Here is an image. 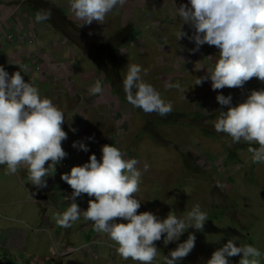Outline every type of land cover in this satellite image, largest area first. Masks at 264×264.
Instances as JSON below:
<instances>
[{"label":"rangeland","instance_id":"1","mask_svg":"<svg viewBox=\"0 0 264 264\" xmlns=\"http://www.w3.org/2000/svg\"><path fill=\"white\" fill-rule=\"evenodd\" d=\"M40 1L60 8L69 19L74 17L69 10V0H38L41 5ZM182 3L190 7V0H127L123 7L112 12L110 22L105 21L99 30L88 24L79 26L81 22L76 19L74 24L68 21L70 24L64 32L49 21L36 22L34 4L30 1L25 5V9L32 12L27 14L35 22L41 46L51 50L52 43H62L66 37L68 42L83 49L75 47L74 68L80 64L88 71L95 62L96 69L106 74L107 90L99 96V100L106 99V103L99 105L98 99L89 93L87 86L91 85H85L86 97H93L86 99L83 108L86 121H80L77 129L86 137L75 140L76 150L64 158L66 166L62 160L56 165V172L46 177L60 184L61 200L69 205L72 202L68 199L70 196L64 194L67 183L61 179L62 174L70 172L74 165L88 162L91 154L99 160L102 146L112 143L125 152L126 158L139 161L137 167L142 177L140 191L136 194L140 199L138 212L152 211L165 218L172 211L182 216L199 203L208 214L202 231L190 227L178 241L167 246L163 237L157 241L158 255L153 264H164V256L186 240L190 232L196 236L195 247L176 264H206L213 251L233 237L238 238L237 246L251 243L264 252V164L252 162L248 144L232 143L229 135L214 129L218 110L228 107L218 103V93L231 95L235 106L252 90L264 88V82L253 78L242 88L213 90L209 78L202 85H194L197 77L214 68L219 49L204 44L193 51L196 48L191 39L194 27L173 14L175 6ZM181 24L187 35L176 40L175 33ZM32 45L35 48V44ZM17 51L18 48L14 49L15 53ZM129 63L151 69L145 79L166 100L173 102L171 113L164 117L148 114L126 100L123 79ZM94 69L91 72H95ZM168 83H179L181 87L168 88ZM72 87L71 84L69 88L77 90ZM165 120L168 123H164ZM81 142L87 145V152L79 148ZM145 164L148 165L146 171ZM18 172L23 183L19 189L17 179L6 175L4 168L0 171V179L4 181L0 184V202H15L17 197L33 199L30 191L38 194L27 180V174L21 168ZM90 199L95 197L82 194L76 198L81 218L69 228L58 227L56 223L57 229L52 227L47 218L55 217L57 212H41V218L46 216L41 228L22 221L19 204L9 203L5 211L1 208L0 264H139L124 260L116 250L118 245L107 235L95 232L92 222L83 218ZM229 260L231 264H239L240 256L229 257Z\"/></svg>","mask_w":264,"mask_h":264},{"label":"clouds","instance_id":"2","mask_svg":"<svg viewBox=\"0 0 264 264\" xmlns=\"http://www.w3.org/2000/svg\"><path fill=\"white\" fill-rule=\"evenodd\" d=\"M28 2V1H27ZM127 0H69V10L80 21L79 26L93 21L104 23L109 13L123 7ZM183 23L194 27L196 48L207 44L219 49L214 68L197 77L194 85H202L210 78L213 90L242 88L246 82L258 78L264 82V0H190V7L181 4L174 8ZM51 9H40L35 21L51 18ZM179 25L176 40L187 35ZM11 70V69H10ZM151 69L138 63H129L123 79L126 100L145 113L164 117L173 111V102L166 100L146 77ZM177 88L179 83L166 85ZM104 92L103 82L96 79L90 86L93 96ZM186 99V97H185ZM216 100L223 107L214 122L217 133H226L232 143L249 145L253 163L264 164V88L252 90L242 102L232 105L231 95L218 93ZM63 109L52 99L42 97L34 82H26L21 71L9 73L0 66V165H6L5 174L14 175L21 167L27 169V180L43 188L45 177L56 172V165L67 156L62 142L67 133ZM252 145H258L254 147ZM77 147V143H73ZM87 152L88 147L79 143ZM98 160L91 154L89 161L71 167L61 179L73 190L70 205L55 214L58 227L69 228L81 218L76 198L82 194L95 197L88 201L83 218L91 221L94 231L105 234L118 245L117 252L124 260L139 264H153L158 255L156 242L163 237L164 245L178 241L190 227L202 231L209 219L199 203L186 214L178 216L170 211L160 218L152 211L138 212L142 172L139 161L126 158L115 145L104 144ZM148 165H144L146 171ZM126 221V222H118ZM221 227V226H220ZM233 237L211 254L206 264H231L229 257L240 256L239 264H262L264 252L254 244H237ZM196 236L189 233L186 240L164 256V264H176L195 247Z\"/></svg>","mask_w":264,"mask_h":264},{"label":"crops","instance_id":"3","mask_svg":"<svg viewBox=\"0 0 264 264\" xmlns=\"http://www.w3.org/2000/svg\"><path fill=\"white\" fill-rule=\"evenodd\" d=\"M34 0H31V2ZM24 3L18 11V18L20 19L23 31H30L31 27L33 28L34 32L36 33L35 29V22H33L32 18L27 14L32 13L29 10L25 9ZM113 13H109L108 17L105 21L110 22L112 19ZM120 14V13H119ZM118 14V15H119ZM67 17V16H66ZM68 18V17H67ZM69 19V18H68ZM72 23L76 20L75 17L69 19ZM74 24V23H73ZM102 23H98L93 21L90 25L94 28V30H99ZM13 29V28H12ZM37 34V33H36ZM90 35V34H89ZM38 37V36H37ZM39 39V38H38ZM100 39V38H98ZM101 40V39H100ZM40 43L37 55V49L34 48L33 45H26V55L22 56L21 58H10V55L14 54V49L19 47V45L14 44H5L3 43L2 51L0 52V66H3L7 71V68L11 69L9 76L15 71H21V75L24 77L26 82H34V85L38 87L40 95L42 97H48L53 100L54 103L58 104L64 111L65 114V123L62 125L64 131L67 133V139L62 142V146L67 154L74 153L75 147H73V143L75 140H79V137H84L85 134L77 129L78 123L86 121L85 118V111H84V103L87 101V98H92L93 96L86 97L85 95V85H93L96 79H101L103 82L104 87V94L107 90V82H106V74L100 73L96 68L95 62L90 64L88 71L83 70V66L80 64L73 67V60L76 57L75 47H80V45L75 46L72 42H68L66 37L63 39L62 43L54 42L52 43V48L47 49V46H41ZM70 47L73 50H70ZM46 48V49H45ZM19 50V49H18ZM81 50H83L81 48ZM50 51H52L50 53ZM78 62V60L76 61ZM41 66L46 72L40 73L37 71L36 67ZM75 66V65H74ZM95 68V69H94ZM91 69H94L96 72H91ZM73 82V83H70ZM89 83V84H87ZM72 84V88H77V90L70 89L69 86ZM90 88V86H87ZM102 93V94H103ZM101 94L95 95L97 103L100 105H104L106 103V99L99 100V96ZM81 96V97H80ZM97 107V105L95 106ZM76 126V127H75ZM81 135V136H80ZM86 137V136H85ZM0 166V171L5 167ZM21 170L24 174H27V169L21 167ZM10 178L17 179L18 186L17 188L23 186L21 175L17 172L14 175H10ZM47 186L43 188H38L37 186L33 185L35 190L38 194L34 191H30L31 195L34 197L33 199L30 198H15V202H0V209L6 210V206L11 204H19L22 209L21 216L22 221L26 224L29 222L34 226H40L41 228L44 226L45 220L44 216L41 218V212H59L58 210L61 207H68L69 202L65 200H61L62 198L59 196L61 192L58 190L59 183H55L53 179H48L45 177ZM4 183L2 179H0V184ZM65 182L62 185V188L65 186ZM68 184L66 185V187ZM65 187V188H66ZM61 188V189H62ZM64 188V189H65ZM64 199V198H63ZM58 200V201H57ZM30 201V202H27ZM32 201V202H31ZM57 201V202H56ZM65 201V202H64ZM29 204V206H26ZM39 204V207L36 208V205ZM38 206V205H37ZM63 210V209H62ZM63 212V211H62ZM12 213V212H11ZM46 217V216H45ZM49 223L52 225L53 228L55 225L54 217L50 216L47 218ZM23 229H19V233L22 235ZM11 234V233H8ZM14 235L16 236L17 233Z\"/></svg>","mask_w":264,"mask_h":264},{"label":"built area","instance_id":"4","mask_svg":"<svg viewBox=\"0 0 264 264\" xmlns=\"http://www.w3.org/2000/svg\"><path fill=\"white\" fill-rule=\"evenodd\" d=\"M0 1L3 2L0 3V52L3 49L2 48L3 43L14 44V45L17 44L19 45L18 47L19 50L16 53L14 52L13 55H10V58H15V57L21 58L27 52L26 45L35 44V47L37 49V55H39L38 49L40 46V41L37 38L36 33L34 32L32 27L30 28L31 29L30 31H23L22 23L17 16V13L21 8V6L24 3H26L28 0H0ZM36 69L40 73L46 72L41 66H37ZM7 71L10 72L11 70L7 68ZM63 166L64 167L66 166L65 159H63ZM72 191L73 190L68 185L67 188L64 190V194L71 196Z\"/></svg>","mask_w":264,"mask_h":264},{"label":"trees","instance_id":"5","mask_svg":"<svg viewBox=\"0 0 264 264\" xmlns=\"http://www.w3.org/2000/svg\"><path fill=\"white\" fill-rule=\"evenodd\" d=\"M30 1L31 0H28L27 4ZM37 1L38 0H34L31 2L34 4L35 10L38 11L40 9H51L52 15H51V18L47 21H49L52 25H54L55 28H58L59 30L64 32L65 27L70 24V23H68V21H70V20L66 17L65 14H63V12L60 10V8H52V6H50V4H48L46 1H40L41 2V5H40L39 2H37ZM164 123H168V122H166V120H165Z\"/></svg>","mask_w":264,"mask_h":264}]
</instances>
